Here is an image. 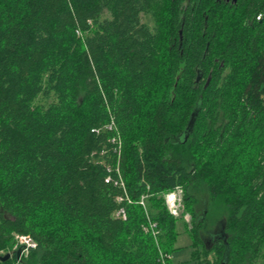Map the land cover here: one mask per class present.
<instances>
[{"label":"trees","instance_id":"1","mask_svg":"<svg viewBox=\"0 0 264 264\" xmlns=\"http://www.w3.org/2000/svg\"><path fill=\"white\" fill-rule=\"evenodd\" d=\"M177 187L197 264H264V0H0V264H172Z\"/></svg>","mask_w":264,"mask_h":264},{"label":"rangeland","instance_id":"2","mask_svg":"<svg viewBox=\"0 0 264 264\" xmlns=\"http://www.w3.org/2000/svg\"><path fill=\"white\" fill-rule=\"evenodd\" d=\"M106 17H109V15H106ZM53 98L49 101H46L44 99L39 98L37 100V104H44L47 105L49 102H52ZM176 192V191H175ZM198 206L196 207L197 213L199 212L200 214L203 213V211H205V205L208 203V193L205 189H201L198 191ZM147 199L148 197H145L143 200L145 201V206H147ZM181 209L183 210L182 214H181V218L179 221V232H180V237L177 243V247H180L181 249L177 250L171 257L172 259V264H197L193 259H192V240L190 238V234L188 232L189 229L192 228V220L191 222H187L188 220H185L186 218H184V216L186 214H189L185 208V191L183 193V204ZM184 215V216H183ZM183 216V217H182ZM184 218V219H183ZM209 219L206 221L205 223V228L203 230V236L204 239H208L209 236L211 237H215L217 230H218V226L220 224V220H222V216L219 215H210V217H208ZM150 228V227H149ZM147 228V229H149ZM19 248L22 247H17L16 250H18ZM25 250V247H24ZM23 250V251H24ZM30 252L26 251L24 252V257H26L28 255V253Z\"/></svg>","mask_w":264,"mask_h":264},{"label":"bare ground","instance_id":"3","mask_svg":"<svg viewBox=\"0 0 264 264\" xmlns=\"http://www.w3.org/2000/svg\"><path fill=\"white\" fill-rule=\"evenodd\" d=\"M112 126V125H111ZM177 188H181L182 189V191H183V193H184V190H183V188L182 187H177ZM177 188L175 189V190H173L172 192H170V193H168V194H166L165 195V201H166V204H167V206H168V204H169V206H171L172 204H173V202L172 201H168V203H167V196L169 195V194H171V193H174L176 190H177ZM145 197H143L142 198V200H141V204L143 205V206H145V201L143 200ZM143 202V203H142ZM169 206H168V209H169ZM170 211V210H169ZM182 212H183V210L180 208V210H179V215H177V216H175V215H173L171 212V214L174 216V217H176V218H181V214H182ZM184 216V215H183ZM182 216V217H183ZM184 218H186L185 220H188L187 222H191V220H192V216L190 215V214H186L185 216H184ZM183 218V219H184ZM153 226H154V228H153ZM156 224H150V228L149 229H146V231H152L153 232V234H154V236H156V235H158V231L156 230ZM21 237H28V238H30L29 236H17L16 237V241H17V243H18V247H22V248H19V249H23L24 250V247H25V250L23 251L22 250V253H21V255H20V257L21 256H24V252L26 251V249H27V251H29V250H31V249H34V248H30V247H28L26 244H22L21 242H20V238ZM31 240H32V242L35 244V248H36V246H37V244H36V242L35 241H33V239L32 238H30ZM18 249V250H19ZM18 250H17V252H18ZM7 255V254H6ZM6 255H4V256H6ZM9 255H10V258H11V256H12V254L11 253H9ZM3 256V257H4ZM3 257H1V259L3 258ZM9 258V259H10ZM20 259V258H19ZM2 261V260H1Z\"/></svg>","mask_w":264,"mask_h":264},{"label":"built area","instance_id":"4","mask_svg":"<svg viewBox=\"0 0 264 264\" xmlns=\"http://www.w3.org/2000/svg\"><path fill=\"white\" fill-rule=\"evenodd\" d=\"M108 129H112V126L108 127ZM169 200L173 202V204L171 206H169V204H168L170 212L175 216L179 215V210L183 204V191H182V189L177 188L176 192L169 194L167 196V203ZM153 228H154V226H153ZM20 242L22 244H26L30 248H35V244L28 237H21Z\"/></svg>","mask_w":264,"mask_h":264},{"label":"clouds","instance_id":"5","mask_svg":"<svg viewBox=\"0 0 264 264\" xmlns=\"http://www.w3.org/2000/svg\"><path fill=\"white\" fill-rule=\"evenodd\" d=\"M36 211L42 219H46L52 210L49 208L46 211H42L41 209H37Z\"/></svg>","mask_w":264,"mask_h":264},{"label":"water","instance_id":"6","mask_svg":"<svg viewBox=\"0 0 264 264\" xmlns=\"http://www.w3.org/2000/svg\"><path fill=\"white\" fill-rule=\"evenodd\" d=\"M22 250H23V249H19L18 252H17V258H18V259L20 258V255H21V253H22ZM9 258H10V255L7 254V255L4 256L1 260H2V261H6V260H8Z\"/></svg>","mask_w":264,"mask_h":264}]
</instances>
